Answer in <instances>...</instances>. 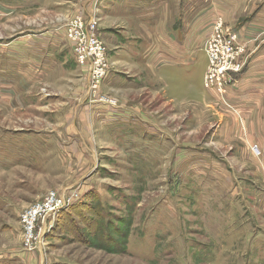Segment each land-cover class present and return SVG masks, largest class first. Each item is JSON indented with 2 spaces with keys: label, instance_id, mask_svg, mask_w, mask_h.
<instances>
[{
  "label": "rangeland",
  "instance_id": "374dc122",
  "mask_svg": "<svg viewBox=\"0 0 264 264\" xmlns=\"http://www.w3.org/2000/svg\"><path fill=\"white\" fill-rule=\"evenodd\" d=\"M171 2L0 0V264H264V0Z\"/></svg>",
  "mask_w": 264,
  "mask_h": 264
},
{
  "label": "built area",
  "instance_id": "2783aa9c",
  "mask_svg": "<svg viewBox=\"0 0 264 264\" xmlns=\"http://www.w3.org/2000/svg\"><path fill=\"white\" fill-rule=\"evenodd\" d=\"M95 37V36H94ZM93 37V38H94ZM224 38L216 37V40L218 41L217 46L222 45V41ZM75 42H79V46L81 47L80 50H77L78 54L80 52H84V55L80 56V63L79 65L82 66H88L89 68V75H91L92 80L97 82L102 78L104 75V62H103V56H102V45L96 40H89L87 38H82L80 40H74ZM229 48V47H228ZM104 50V49H103ZM217 51L213 52V49H211V60L215 62L217 60V56L215 55ZM93 61V63L91 62ZM92 63L93 66L87 65V63ZM91 70V72H90ZM210 75L206 76V81L211 83L212 80L217 79V77L224 75L223 70H218L215 67H212L210 69ZM58 206H62V203L60 201V198H57L54 194H50L46 197L45 202L42 204H38L34 206L33 208L29 209L24 216H22V225L26 227V231H28L30 234L33 233L34 229V223L38 219H44V222L46 221V217H49L52 215ZM24 227V228H25ZM27 232V233H28Z\"/></svg>",
  "mask_w": 264,
  "mask_h": 264
},
{
  "label": "crops",
  "instance_id": "0c3cea01",
  "mask_svg": "<svg viewBox=\"0 0 264 264\" xmlns=\"http://www.w3.org/2000/svg\"><path fill=\"white\" fill-rule=\"evenodd\" d=\"M103 1H106V3L104 4L105 7H108V8L111 7L110 10L122 9L123 11H125V9H127V10H130L131 12L134 11L135 12L134 14L137 18L140 17L141 15L144 16L146 14V12H148V11L150 12L151 10H157V11H159V13H160V11L166 12L168 10L167 7H170V4H172V2H171V3L165 4V5L163 3L158 5V4L153 3V0H102V3H103ZM159 2H160V0H159ZM161 15L163 16V12L159 14L160 18L162 17ZM136 29H137V27H136ZM137 31L141 32V30L139 28L137 29ZM171 37L172 38L174 37L173 39L176 40L177 45L174 44V42H171L170 44H166V46L163 47L164 49L162 48L163 51H161V53L167 52L170 54L169 55L170 57H168V55H166V56L162 55V57H166L167 61H171L173 59L174 61L171 64L176 65L177 61H182V62L184 61V64L189 66L191 63L189 61L191 48H189V47L187 48V47L183 46L181 43L179 44V41L176 39L174 34H171L170 38ZM166 40L167 39L163 40L162 42H165ZM131 43L136 44L135 41L134 42L131 41ZM165 48H167V49H165ZM138 51H140V50H138Z\"/></svg>",
  "mask_w": 264,
  "mask_h": 264
},
{
  "label": "bare ground",
  "instance_id": "6f19581e",
  "mask_svg": "<svg viewBox=\"0 0 264 264\" xmlns=\"http://www.w3.org/2000/svg\"><path fill=\"white\" fill-rule=\"evenodd\" d=\"M82 66V65H81Z\"/></svg>",
  "mask_w": 264,
  "mask_h": 264
}]
</instances>
